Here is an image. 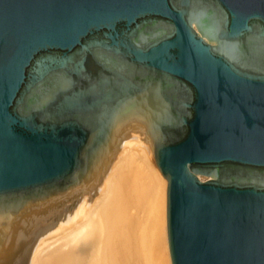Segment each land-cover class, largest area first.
I'll use <instances>...</instances> for the list:
<instances>
[{"label":"water","instance_id":"95a60500","mask_svg":"<svg viewBox=\"0 0 264 264\" xmlns=\"http://www.w3.org/2000/svg\"><path fill=\"white\" fill-rule=\"evenodd\" d=\"M145 140L171 264H264V0H0V264Z\"/></svg>","mask_w":264,"mask_h":264},{"label":"bare ground","instance_id":"6f19581e","mask_svg":"<svg viewBox=\"0 0 264 264\" xmlns=\"http://www.w3.org/2000/svg\"><path fill=\"white\" fill-rule=\"evenodd\" d=\"M144 143L139 152L124 148L116 155L85 221L39 247L34 264H171L166 178Z\"/></svg>","mask_w":264,"mask_h":264}]
</instances>
